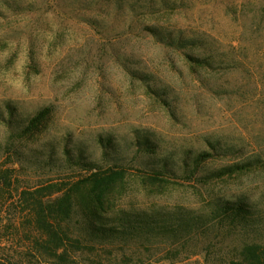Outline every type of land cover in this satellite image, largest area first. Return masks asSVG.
Here are the masks:
<instances>
[{"label": "rangeland", "instance_id": "rangeland-1", "mask_svg": "<svg viewBox=\"0 0 264 264\" xmlns=\"http://www.w3.org/2000/svg\"><path fill=\"white\" fill-rule=\"evenodd\" d=\"M108 168L126 170L112 218L204 215L205 230L77 264H211L226 203L261 230L213 251L264 243V0H0V225L25 219L23 190Z\"/></svg>", "mask_w": 264, "mask_h": 264}, {"label": "trees", "instance_id": "trees-1", "mask_svg": "<svg viewBox=\"0 0 264 264\" xmlns=\"http://www.w3.org/2000/svg\"><path fill=\"white\" fill-rule=\"evenodd\" d=\"M125 176L123 168L97 169L62 188L51 183L20 192L19 203L27 214L22 222L1 223L0 264H77L78 252L92 251L102 244H145L158 234L168 240L179 239L181 249L199 240L205 230L201 223L204 215L120 211V216L112 218L115 193L123 187ZM57 192L61 194L54 196ZM79 206L84 210V220L75 219ZM221 212L223 218L214 226L222 231L218 241L208 242L206 260L211 264H264L263 242L245 240L227 254L222 248L220 252L213 251L227 234L238 233L249 239L261 230L260 220L247 205L226 203ZM172 252L168 250V254Z\"/></svg>", "mask_w": 264, "mask_h": 264}]
</instances>
